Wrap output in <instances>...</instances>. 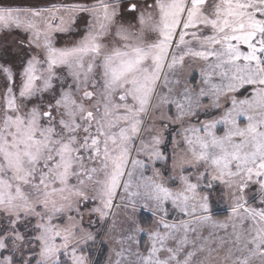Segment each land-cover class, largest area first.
Listing matches in <instances>:
<instances>
[{"label":"snow or ice","instance_id":"obj_1","mask_svg":"<svg viewBox=\"0 0 264 264\" xmlns=\"http://www.w3.org/2000/svg\"><path fill=\"white\" fill-rule=\"evenodd\" d=\"M0 264H264V0H0Z\"/></svg>","mask_w":264,"mask_h":264},{"label":"rangeland","instance_id":"obj_2","mask_svg":"<svg viewBox=\"0 0 264 264\" xmlns=\"http://www.w3.org/2000/svg\"><path fill=\"white\" fill-rule=\"evenodd\" d=\"M16 2H21V0H16ZM11 39V38H10Z\"/></svg>","mask_w":264,"mask_h":264}]
</instances>
